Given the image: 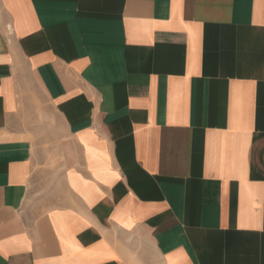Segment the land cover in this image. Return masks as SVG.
Here are the masks:
<instances>
[{
  "label": "crops",
  "instance_id": "crops-1",
  "mask_svg": "<svg viewBox=\"0 0 264 264\" xmlns=\"http://www.w3.org/2000/svg\"><path fill=\"white\" fill-rule=\"evenodd\" d=\"M0 264H264V0H0Z\"/></svg>",
  "mask_w": 264,
  "mask_h": 264
}]
</instances>
